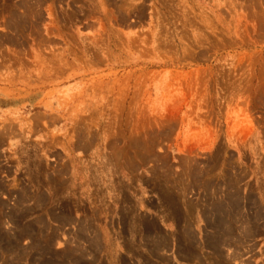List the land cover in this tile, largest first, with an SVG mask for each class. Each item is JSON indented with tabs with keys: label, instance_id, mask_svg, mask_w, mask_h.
Listing matches in <instances>:
<instances>
[{
	"label": "rangeland",
	"instance_id": "obj_1",
	"mask_svg": "<svg viewBox=\"0 0 264 264\" xmlns=\"http://www.w3.org/2000/svg\"><path fill=\"white\" fill-rule=\"evenodd\" d=\"M0 100V264H264V0H0Z\"/></svg>",
	"mask_w": 264,
	"mask_h": 264
},
{
	"label": "crops",
	"instance_id": "obj_2",
	"mask_svg": "<svg viewBox=\"0 0 264 264\" xmlns=\"http://www.w3.org/2000/svg\"><path fill=\"white\" fill-rule=\"evenodd\" d=\"M0 102H2V101L0 100ZM2 107H3V106H2V103H0V110H1Z\"/></svg>",
	"mask_w": 264,
	"mask_h": 264
},
{
	"label": "bare ground",
	"instance_id": "obj_3",
	"mask_svg": "<svg viewBox=\"0 0 264 264\" xmlns=\"http://www.w3.org/2000/svg\"><path fill=\"white\" fill-rule=\"evenodd\" d=\"M218 222V221H217Z\"/></svg>",
	"mask_w": 264,
	"mask_h": 264
}]
</instances>
